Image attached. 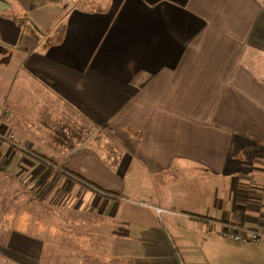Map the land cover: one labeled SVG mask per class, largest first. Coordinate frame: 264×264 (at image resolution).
I'll use <instances>...</instances> for the list:
<instances>
[{"label": "crops", "instance_id": "1", "mask_svg": "<svg viewBox=\"0 0 264 264\" xmlns=\"http://www.w3.org/2000/svg\"><path fill=\"white\" fill-rule=\"evenodd\" d=\"M0 48V264H264V0H0Z\"/></svg>", "mask_w": 264, "mask_h": 264}, {"label": "rangeland", "instance_id": "2", "mask_svg": "<svg viewBox=\"0 0 264 264\" xmlns=\"http://www.w3.org/2000/svg\"><path fill=\"white\" fill-rule=\"evenodd\" d=\"M67 9H70V8H67ZM3 54H4V51L3 50H1V48H0V59H2L4 56H3ZM0 74H1V71H0ZM76 191V190H75ZM75 191L74 192H72V197L73 196H78V195H76V193H75ZM76 200H78V197H77V199ZM75 200V201H76ZM74 201V203L73 204H75V205H77V203ZM57 211L59 210V209H56ZM60 212H64V210H59ZM56 212V211H55ZM69 212V211H68ZM49 213H52L51 211L50 212H48V211H44V213H43V215L44 214H49ZM61 214H63V215H61ZM61 214H59V212H58V215L57 216H55V217H53V220L54 221H52V224L51 223H49V222H46L45 224H44V226L46 225V228L45 229H43V233H46L47 235H49V231L51 230V227H50V225H52V226H54L53 228H55L56 229V227H57V229H76L75 231L77 232V233H79V234H82L83 235V232H87V230L88 231H94L95 229H97V227H96V225L94 226L93 224H90V227L89 228H87L88 226H84V224H83V222H80L79 220H75V218L76 217H74L73 216V219L71 220V221H73V223H71L70 225H66V221L65 220H63L64 219V214L65 213H61ZM61 218V219H60ZM92 223V222H91ZM87 229V230H86ZM60 231V230H59ZM79 236H81V235H79ZM84 241H85V239H79L78 237H76L75 238V240L73 241V243L74 244H78V243H80V244H82V246L85 248V250H86V248H87V246L86 245H84ZM91 248H93V246H90ZM87 253V251H85V252H83V253H79V254H76L78 257H81L82 258V256H84L85 254ZM99 253H100V251H98V250H96L95 252H92V259H93V261H98V262H100L101 260L99 259ZM98 255V256H97ZM96 261V262H97Z\"/></svg>", "mask_w": 264, "mask_h": 264}, {"label": "built area", "instance_id": "3", "mask_svg": "<svg viewBox=\"0 0 264 264\" xmlns=\"http://www.w3.org/2000/svg\"><path fill=\"white\" fill-rule=\"evenodd\" d=\"M12 138V137H11ZM8 138H1L0 140H7ZM219 237L227 241L246 244L264 242V226L258 230H249L237 226L222 225L219 232Z\"/></svg>", "mask_w": 264, "mask_h": 264}, {"label": "trees", "instance_id": "4", "mask_svg": "<svg viewBox=\"0 0 264 264\" xmlns=\"http://www.w3.org/2000/svg\"><path fill=\"white\" fill-rule=\"evenodd\" d=\"M73 177H75L78 181H82V182H84L85 184H87L88 185V187L89 188H94L95 186L94 185H91V184H89V183H87V182H85L84 180H83V178H81V177H79V176H77L76 174H73V173H70ZM96 188V187H95ZM100 193H102V194H104V195H106V194H109V192H104V191H102V190H100V189H98V188H96ZM119 233H121L122 235H126V229L125 228H123L122 227V229H120V232Z\"/></svg>", "mask_w": 264, "mask_h": 264}]
</instances>
